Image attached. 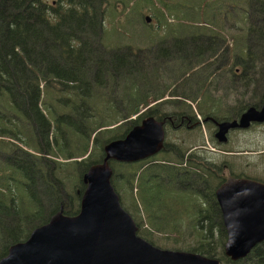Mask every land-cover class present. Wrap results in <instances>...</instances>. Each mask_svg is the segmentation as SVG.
Segmentation results:
<instances>
[{
  "label": "trees",
  "instance_id": "obj_1",
  "mask_svg": "<svg viewBox=\"0 0 264 264\" xmlns=\"http://www.w3.org/2000/svg\"><path fill=\"white\" fill-rule=\"evenodd\" d=\"M193 1L207 21L205 16L211 15L217 0L212 6L211 0H201L199 5L197 0H57V7L46 0H0V259L10 246L24 242L34 228L60 210L66 216L76 215L85 188L82 176L102 162L103 146L124 138L150 116L166 123L157 157L108 163L111 186L121 208L139 227L137 235L151 244L154 241L141 234L144 222L128 211L124 195L128 192L135 202L134 196L140 193L144 204L153 179L157 182V230L184 235L181 245L157 239V246L177 247L220 264H264V243L243 260L231 262L224 256L226 234L214 196L223 181L222 162H211L203 149L193 150L202 146L197 143L199 120L237 119L249 107L259 109L264 94H252L248 106L239 101L224 112L225 117H219L220 102L210 96V89H215L210 70L216 56L222 55L224 39L206 29L204 20L195 26V33L190 32L193 26L183 24L192 22L197 9L191 11ZM108 7L116 23L124 18L132 28L130 32L116 27L112 46L103 45ZM143 8H152L161 35L157 32L156 37L144 28ZM227 13L245 17L247 33L235 32L228 51L231 57H239L240 81L249 85L258 73L255 62L264 59V0H234ZM224 15L218 21L227 19ZM171 19L182 29L167 28ZM160 64L171 69L172 86L161 76ZM192 77L194 81L187 83ZM192 86H196L195 95ZM200 100H207L206 108ZM188 101L194 102L197 115ZM185 131L196 133V142L187 145L185 139H170L169 133ZM183 196L190 198L197 212L193 225L175 223L170 204Z\"/></svg>",
  "mask_w": 264,
  "mask_h": 264
},
{
  "label": "water",
  "instance_id": "obj_2",
  "mask_svg": "<svg viewBox=\"0 0 264 264\" xmlns=\"http://www.w3.org/2000/svg\"><path fill=\"white\" fill-rule=\"evenodd\" d=\"M150 19L145 17V22ZM164 120L145 117L122 139L103 146V160L82 176L85 186L74 216L61 210L10 246L0 264H220L199 254L159 249L137 235V226L111 186L109 162L135 163L157 155L165 140ZM218 144L232 130L264 124V102L238 119L214 123ZM226 239L223 254L231 262L245 259L264 243V183L227 177L214 192Z\"/></svg>",
  "mask_w": 264,
  "mask_h": 264
},
{
  "label": "rangeland",
  "instance_id": "obj_3",
  "mask_svg": "<svg viewBox=\"0 0 264 264\" xmlns=\"http://www.w3.org/2000/svg\"><path fill=\"white\" fill-rule=\"evenodd\" d=\"M56 1L57 0H46V2L49 5L50 4L52 5V7L58 6ZM203 1H205L206 3H209V0H203ZM212 1L213 0H211V3H210L211 6H212ZM199 2H201V0H197L196 5H199ZM233 3H234V0H217V2L213 1L214 5L211 11V15L210 14L208 16L206 15L205 18H207V21H205L203 17L201 16V12H199L200 7L195 6V2L193 1L194 8H192L191 11L193 12L196 8L197 9L196 11L193 12L194 14L191 20L192 22L183 21L184 22L183 24H187L188 26H193V29H191V31L189 28L187 29V31H190L191 33H195L198 31V28H196L195 26H198V25L201 26L202 25L201 23L204 20V22H206L209 26L208 28L206 26V29H210L214 33L217 32L224 39L223 45L221 46V51H219V54H221L222 52V55L216 56L217 61L215 65L211 67V70H210L211 73L213 72V75H211L210 81H212V84L215 88V89H210V96L211 98H215L217 101L220 102V104L218 103V105H221V109L218 112L219 117H225L227 111L228 110L231 111V108L235 106V104H238L239 101H241L246 106H248L250 104L249 97L252 94L255 96L258 94H264V59L263 61L261 60L260 63L258 61L255 62V66H256V69L258 70V73L256 77L254 78V81L250 82L249 85H246L245 82L240 81V78H239L240 73L234 74L233 71L229 69L228 64L224 65V61L227 60V57H231L230 56L231 54L228 51V47L231 48L233 45L232 41H233L234 36H236L235 32H242L244 36L247 33V30H246L247 24L246 23L244 24L242 22V20H244L245 17L241 19H237L235 17L229 16L230 14L227 13L228 10L232 8ZM115 6L117 7L118 10H121L122 8L121 5L118 3ZM108 9H109V12L107 11V15L104 21V31L106 34V37L103 39L104 46H108V45L112 46L114 44V39L117 38V35H118L117 29L119 27L125 28L126 30L128 29L130 32L132 31V28L130 26L128 27L127 24L125 23L124 18L123 19L121 18V20L118 23H116L114 21L115 16H112L111 14V7H108ZM220 10H225V11H220ZM150 11H153L152 8H143L141 10L144 17H148L150 19L149 23L146 22L147 26L144 28L148 32L156 35L157 37V32H158V35H161V33L163 32L160 31L157 25V20L153 18L154 15ZM223 13L225 14L224 17H226L227 19L218 21L219 16H222ZM235 13L239 14L240 11L235 10ZM198 14L200 16H198ZM167 28H170L171 31H175L176 29L178 31L179 28H181V25L178 21H173L171 19L168 21ZM200 32H203V30H200ZM137 43H139L140 45L144 47H147V44L144 42H137ZM247 43H248V40H247ZM248 44H245V47H248ZM243 50H245V48H243ZM205 55L206 54H204L203 56L205 57ZM243 58H245V56ZM231 60H232L231 64H234V59L231 58ZM236 61H237V64L239 65L240 59L237 55H236ZM221 65H223V68L218 70L217 67ZM238 65L233 67V69L238 68ZM158 70L160 73H162L161 76L164 78L166 83H168L169 85L171 84L172 86L175 80L172 79L171 69L168 70L167 67L165 69L162 67V64H160L158 66ZM220 71H222V73H221V76L218 77V74H220ZM192 81H194V77L189 79L187 83L190 84L192 83ZM195 88L196 86H192L191 88V93L193 95L196 94ZM167 98H168L167 95L164 96V99H167ZM200 101H201L200 105L202 106L207 104L206 103L207 100H200ZM187 103L190 106H192L193 112L197 115L196 110L194 109L195 107L194 102L188 101ZM205 108H206V105H205ZM224 112H225V115H224ZM198 124L202 125V121L200 120ZM213 131H214L213 125H211V127H208L206 125L200 126L201 136L199 135L200 137H198V140H197V134L191 131H188V132L185 131L186 133L184 132L177 133L178 135H171V133L169 134H170L171 140L175 139V141L182 142L183 141L182 139H185L184 142L187 145H189L190 143L196 142L197 140V143L201 144L204 147L203 149L204 155L208 157V159L211 162L213 161L215 163H220L224 161L225 163L230 164L231 166L230 172L233 173L234 175H237L238 177L254 179V180L264 183V124L253 125L247 130L231 131L227 135L228 140H227V143L225 144L216 143V140H214L212 137ZM208 132H211L210 133L211 135L209 134L208 136ZM191 136H194V137L191 138ZM189 137L191 140H187ZM210 137L213 139V143L215 144V146L217 144V147H215L213 143L210 142ZM225 152H232L233 156H227ZM125 174L126 173L124 172V176ZM225 176H226V173H225ZM121 185L126 188V183L122 182ZM156 185H157V182L155 183L154 180L151 179L147 193L145 195L144 204L140 200V193L134 196V198L136 199L134 202L130 198V194L128 192H126L124 195V204L127 207L128 211H130L134 215L138 214L141 217L142 221L144 222L142 228L140 229L141 234H143L144 236L151 237L156 242L158 239L159 242L162 244L181 245L184 235L182 237H179L177 233H174L172 231L157 230V224L154 221V218L157 217V205L155 203L156 191H157ZM170 205L172 206V210L174 207V211H175L174 218L176 219L175 220L176 224H178L179 226H187V224L193 225V221L197 217V212L193 210L190 198L188 196H185V197L183 196L182 198L178 197V199H176V202H173ZM138 230H139V227H138ZM192 235L195 236L196 233L192 232ZM154 241H151L152 244L149 242L148 243L159 249L189 252L187 250L177 249V247L168 249L166 246H164V248H161L157 246V243Z\"/></svg>",
  "mask_w": 264,
  "mask_h": 264
},
{
  "label": "flooded vegetation",
  "instance_id": "obj_4",
  "mask_svg": "<svg viewBox=\"0 0 264 264\" xmlns=\"http://www.w3.org/2000/svg\"><path fill=\"white\" fill-rule=\"evenodd\" d=\"M231 58H233L234 59V64H231V62H232V60H231ZM229 59V60H228ZM221 63V62H220ZM225 64H228V67H229V69L231 70V71H233V73L235 74V73H239V71H240V63H239V65L237 64V61H236V56L234 55V56H232V57H227V60L226 61H224V65ZM236 65H238V68H234L233 69V67H235ZM217 68H223V65H221V66H218ZM233 69V70H232ZM198 119H200L199 117H197ZM239 118V117H238ZM237 118V119H238ZM235 120V119H234ZM200 121V120H199ZM202 125H204L205 123H207V122H210L212 125H213V127H214V131H213V134H212V137H213V139L215 140V138H214V134H215V132H216V126H215V124L214 123H217L218 121H215V120H213V119H211L210 117H205V118H203L202 120ZM221 122V121H220ZM199 123V122H198ZM196 125H198V124H196ZM253 125H251L250 127H252ZM165 127H166V123H164V129H165ZM249 127V128H250ZM232 131H242V130H232ZM231 132V131H230ZM229 132V133H230ZM228 133V134H229ZM217 143V142H216ZM201 150V149H204V147L203 146H201V147H198V148H194L193 150ZM224 154V153H223ZM225 154H227V156H233V153H225ZM155 156H157V155H155ZM221 166H222V177H223V181L222 182H224L225 181V179L227 178V177H233V178H240V177H238L237 175H234L233 173H231L230 172V169H231V166H230V164L229 163H225L224 161L222 162V164H221ZM225 173H226V176H225ZM221 182V183H222ZM220 183V184H221ZM219 184V185H220Z\"/></svg>",
  "mask_w": 264,
  "mask_h": 264
}]
</instances>
